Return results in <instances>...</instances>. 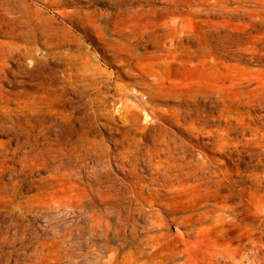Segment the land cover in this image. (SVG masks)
I'll use <instances>...</instances> for the list:
<instances>
[{"label":"rangeland","instance_id":"rangeland-1","mask_svg":"<svg viewBox=\"0 0 264 264\" xmlns=\"http://www.w3.org/2000/svg\"><path fill=\"white\" fill-rule=\"evenodd\" d=\"M13 1L0 0V149L8 139L13 149L10 219L7 199L0 191V264H223L224 259L249 264L255 254L264 264V126L256 135L243 131L250 118L264 115V0H150L149 18L115 17L109 34L114 41L150 34L172 21L189 32V42H175L179 50L157 51L154 42L141 45L139 52L147 55L133 59V66L113 59L112 50L105 46L114 43H100L92 29L86 38L79 23L61 25L50 44L45 45L43 38L35 41L23 26L28 15L25 10L12 11ZM123 2L128 1L69 0L47 12H111ZM12 25L17 27L14 32ZM27 46L38 49L36 60L24 56ZM84 57L97 67L99 77L115 82L120 89L116 97H124L122 101L137 104L157 83L159 95L146 101L147 114L155 112L162 120L157 132L191 159L202 157L211 170L205 190L191 183L164 196L157 211L149 190L139 185L123 188L119 202L96 201L99 209L126 208L117 236L110 232L104 237L80 216L76 206L90 204L81 200V188L56 171L60 157L72 151L83 129L90 127V141L103 148H114L111 138H117L103 121L87 118L83 110L73 112L69 101L76 97L72 93L60 97L63 61ZM150 62L158 66L152 74L146 79L134 77ZM239 64L255 78L250 86L239 88L224 80L226 66ZM214 74H220L218 79ZM243 77L239 75L233 83ZM246 102L250 104L243 107ZM114 124L120 127L124 121ZM144 144L150 146L151 140L144 138ZM90 155L88 161L95 157ZM87 160L79 165L86 166ZM4 167L1 162L0 183L7 181ZM111 169L112 177H123L114 165ZM150 173L151 167L143 164L140 176ZM216 179L217 191L211 185ZM212 203L221 208L220 222L209 213L195 224L197 234L176 235L187 230L176 228L173 215L192 205L209 211ZM8 219L7 245L2 236Z\"/></svg>","mask_w":264,"mask_h":264},{"label":"bare ground","instance_id":"bare-ground-1","mask_svg":"<svg viewBox=\"0 0 264 264\" xmlns=\"http://www.w3.org/2000/svg\"><path fill=\"white\" fill-rule=\"evenodd\" d=\"M68 1L69 0H15L12 3L11 10H25L24 13L28 16L23 26H25L31 38L35 41H38L39 38H43L45 45L50 44L53 39L58 37V35L55 34L56 31L66 22L81 24L84 36L88 39L90 38L88 30L92 29L100 43H114V45H107L105 48L111 49V57L113 59H118L126 66H133L134 63L131 62L133 59H141L143 55H147L141 54V51L139 52L140 46L143 44L149 45L154 42L157 44V51L159 48H163L162 52H169L171 49H180L175 45L178 39L180 42L190 41L188 30L185 29V26H180L175 21H172L164 28L154 30L150 34L127 38L124 42L114 41L109 38V34L113 32L115 26L113 22L115 17L122 15H140L149 18L150 13L153 11V6L149 3L150 0H127L128 2L117 5L115 10L111 12L99 10H93L92 12L82 10L65 12L55 9L54 15L52 14L53 16L47 12V9L55 6H62L68 3ZM119 1L120 0H115V2ZM122 1L124 0H121V2ZM37 2H40L41 5H38ZM139 2H144V4ZM23 26L20 27L21 31L24 30ZM16 28V25H12L10 28L11 32H14ZM23 50L26 58L30 60H34V57L37 58L38 49L34 48V46H27ZM17 52L19 53L18 49ZM63 65H65L63 70L64 74L58 82L60 97L64 98L66 95L68 96V92L72 93L74 97H76L75 100L69 101L73 112L76 110H83L87 114V118L89 116L93 118L94 121H103L104 126L111 129L114 137H117L111 138L114 148H103L100 143H93L90 141L89 134L92 130L90 127L85 130L83 129L80 141L79 138L76 139L72 151L64 154V157H60L61 163L59 162L60 165L56 169L58 173H61L69 180L67 181L69 184L71 183L72 186L82 189L83 196L80 198L82 201H87L90 205L86 206L85 203L80 204L79 202L80 205H77L76 209L80 216L82 215L91 226H96L104 237L108 236L110 232H113L116 236L118 235L124 223L123 212L126 208L121 206L116 209H99L96 205V201L108 202L109 200H116L119 202L124 196L123 188H126L128 185L144 186L149 190L152 205L157 206L154 207L156 211L159 210L160 204L164 203L166 200L164 196L173 194L175 191L184 190L185 187L189 186L191 183L198 186L200 190L206 189V184L209 183L207 175L211 173L210 168L206 166V161L202 157L191 159L189 153L183 148L176 145L171 140H167L162 136L163 134L158 133L157 126L162 123L160 116L155 112H149L150 116L147 114L146 101L153 100V96L159 95V93L155 91L159 89L157 83L148 88L149 92L145 94L146 97L144 99L138 100L137 104H134V102L131 104V101H122L124 97L122 100L118 98L119 96L116 97V95L120 94L119 87H117L111 78L105 79L99 77V72L95 70L97 67L91 65L87 57H84L81 61L77 58H67L63 61ZM142 68L143 73L138 70V75L134 77L146 79V75L152 74L158 66L157 63L150 62ZM239 75H245L246 77H243L242 81L234 84V79ZM219 76L220 74H214L213 78L218 79ZM222 76L225 78L224 80H227L232 83L233 86L239 88L250 86L252 79H255L254 77H249L250 74L248 75L246 73L245 66L240 64L226 66V72L222 73ZM89 90H91V92H89ZM249 104L250 102H246L242 106L244 107ZM263 118L264 115H256L250 118L251 123L243 124V131H248L252 135H256L257 132L260 133L261 127L264 126V122L262 121ZM118 119L124 121V124L120 127L114 124ZM256 124H260L261 126L259 127ZM70 130L72 131V129ZM147 137L151 140L150 146L144 144V138ZM90 145H92V147H89ZM118 147L121 149L117 150ZM12 150L9 139L4 144V147L0 149V164L2 162V164L5 165L4 169L8 176L7 181L0 183V191L7 199L6 207L8 208L6 209V214L9 219L11 196L9 178L11 174L10 161L12 159ZM90 152H92L95 157H93L91 161H88L89 159L87 160V158ZM54 154L55 153H53V155ZM85 160L88 161L86 166H80V161ZM112 160H114L113 163ZM72 161L73 165H71ZM143 164L151 167V173L148 176L141 177L139 170H142ZM111 165L121 170L124 178L112 177ZM1 173L2 170H0V178L2 177ZM211 185H213L217 191L218 180L216 179L214 182H211ZM211 205L213 208L209 211H198L199 205H192L188 207L187 210H183L181 214L173 215L171 221L176 225V228L185 227L187 230L186 233L177 231L176 235L183 236L188 232L197 234L198 232L193 231L195 224L201 222L209 213L216 214L218 216L216 221L220 222L221 208L218 203H212ZM9 219L5 226L6 231L2 236V239L6 241L7 245L10 243ZM261 259L262 257L260 254H255L250 258L249 264H259ZM223 264H233V261L224 259Z\"/></svg>","mask_w":264,"mask_h":264}]
</instances>
